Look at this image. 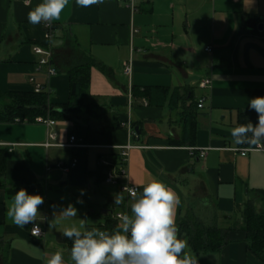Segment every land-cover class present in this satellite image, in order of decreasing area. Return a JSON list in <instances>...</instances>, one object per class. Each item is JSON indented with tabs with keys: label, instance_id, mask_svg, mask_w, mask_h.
<instances>
[{
	"label": "crops",
	"instance_id": "crops-1",
	"mask_svg": "<svg viewBox=\"0 0 264 264\" xmlns=\"http://www.w3.org/2000/svg\"><path fill=\"white\" fill-rule=\"evenodd\" d=\"M41 2L30 0L25 6L24 0H0V93L32 95L40 85L61 113L70 101L67 71L89 61L97 65L83 97L86 109L46 117L56 122L50 128L37 122L41 117L5 121V107L13 102L0 100V148L6 153L0 178V264H45L58 250L65 264H73L63 228L84 218L88 229H103L111 221L118 226L114 215L130 213L131 202L121 187L142 191L139 186L152 179L179 197L178 238L188 245L189 231L179 224L192 216L205 226L231 230L230 244L220 253L196 254L189 245L186 250L198 264H263L249 251L241 227L243 204L257 192L264 194V152L242 156L238 151L264 147L233 144L231 129L258 122L249 102L264 97V0H148L136 1L134 9L115 1L81 7L69 0L60 20L51 22L57 71L51 78L38 71L39 57L33 52L47 43L44 23L33 25L27 18ZM130 61L132 79L124 74ZM205 79L212 81L211 88H200ZM151 88L169 90L163 105L150 104L145 90ZM190 118L197 125L195 145H172L185 139ZM71 137L79 146H68ZM47 143L52 146L46 148ZM128 145L134 148L127 178L107 184L101 160L119 165ZM202 150H208L205 159ZM74 159L77 167L69 172L58 168ZM21 188L44 198L37 218L45 231L40 238L31 235L32 224L20 227L6 217ZM116 194L124 197L120 205L114 204ZM70 203L77 217L55 220Z\"/></svg>",
	"mask_w": 264,
	"mask_h": 264
},
{
	"label": "clouds",
	"instance_id": "clouds-1",
	"mask_svg": "<svg viewBox=\"0 0 264 264\" xmlns=\"http://www.w3.org/2000/svg\"><path fill=\"white\" fill-rule=\"evenodd\" d=\"M28 6L30 0H24ZM77 5L89 7L102 3V0H76ZM69 0H42L28 13V22L36 25L58 21L68 6ZM249 107L258 115V122L239 124L231 129L232 142L235 145H258L264 147V97L250 100ZM138 187L124 190L130 195V213L119 214L117 230L112 233L100 228H86V218L79 224L72 223L63 228L62 235L72 240L70 259L73 264H198L197 257L187 251V239L178 238L176 207L179 197L176 192L160 180L152 179ZM124 197L116 194L114 204L120 205ZM44 198L40 194H29L21 188L15 192L9 204L6 217L12 223L25 227L33 225L32 234L38 235L40 206ZM77 203H83L78 198ZM73 204L55 215L57 221H69L77 217ZM51 229L54 223H49ZM47 255V254H46ZM45 264H65L62 251L58 250L46 259Z\"/></svg>",
	"mask_w": 264,
	"mask_h": 264
},
{
	"label": "trees",
	"instance_id": "trees-1",
	"mask_svg": "<svg viewBox=\"0 0 264 264\" xmlns=\"http://www.w3.org/2000/svg\"><path fill=\"white\" fill-rule=\"evenodd\" d=\"M95 61H89L72 67L67 71L71 81V94L68 104L62 107L64 112H57L50 104L49 96L46 93L29 94H1V99H10L13 104L5 107V121L15 122H33L35 119L41 117L64 118L65 113L72 114L83 113L86 104L83 101L90 88L91 69L96 66ZM135 90V89H134ZM148 92V99L150 104L163 105L166 101V96L169 90L161 88H151L145 90ZM178 91L173 92V98ZM172 98V99H173ZM82 108V109H81ZM86 109V108H85ZM197 132V125L194 118L187 120L185 126V139L182 141H171L172 145H195V136ZM6 169V153L4 149L0 148V178L4 175ZM1 187V186H0ZM262 208L259 210L258 205ZM239 205V204H238ZM243 225L242 230L246 232L248 239V249L260 262L264 264V194L257 192L255 198L248 203L243 204L242 209ZM104 227L103 231L112 233L117 230V225L112 221ZM180 229H187L189 231V245L192 251L196 254L220 253L229 244L230 229H222L218 225L205 226L199 219L190 217L179 224ZM69 245L72 246V240L67 238Z\"/></svg>",
	"mask_w": 264,
	"mask_h": 264
},
{
	"label": "built area",
	"instance_id": "built-area-1",
	"mask_svg": "<svg viewBox=\"0 0 264 264\" xmlns=\"http://www.w3.org/2000/svg\"><path fill=\"white\" fill-rule=\"evenodd\" d=\"M106 1H115L118 4L123 3L127 7L134 9L136 1L145 2V1H148V0H102V2H106ZM44 26H45V32H46L45 36H46V42L47 43H46L45 46H35L34 49H33V52H34V54L36 56L39 57L38 67H37L38 71L45 70L46 73H47V76L49 78H51V77L57 75V71H56V69L54 68V66L52 64L53 54H52V50H51V47H50V41H51V38L53 37V29H52L51 23L49 25H46L44 23ZM208 51L211 52L212 50L208 49ZM133 71H134V68H133L132 61L126 63L125 66H124V74L127 77H129L130 79H132ZM31 82L35 83V79L32 78ZM211 87H212V81L209 80V79L202 80L201 83H200V88H202V89H209ZM41 92H42V87L40 85H36L35 93L39 94ZM202 107H203V101H201L200 104H199V108H202ZM15 122L20 123L21 121L20 120H16ZM37 122L45 125L47 128H50V127H52L53 125L56 124L55 121L50 120V119H44V118L38 119ZM130 130H131L132 135L136 136L135 130L133 128H131ZM49 139L50 140H54L55 139V135L49 134ZM76 141L77 140H76L75 137H71L68 146L69 147H73V148L79 146L76 143ZM44 146L46 148H49L52 145L50 143H47ZM133 148H134L133 146L128 145V146H126L125 148L122 149V152H121V155H120V164L119 165L114 166L113 164H111L107 160H101V162H100L101 167H103V168H105L107 170L106 171V175H105V182L107 184H109V185H119L120 181L122 179L127 178V176H128V160H129L130 151ZM238 152H240V154L242 156H247L249 153H253V152H264V149L259 148V147H248V148L241 149ZM207 153H208V150H202L200 152V157L205 159L206 156H207ZM77 164H78V161L76 159H74L70 166H65L64 164H59L58 168L66 171V172H69L71 169L76 168ZM125 186L128 187V188H131V187H134V186L126 184V185H123L121 187L122 192L127 194L128 197L130 198L129 193L124 190ZM138 191H139V188H138ZM118 216H119V214H115L114 215V218L117 221H119L118 220ZM32 231H33V225H31V235L34 236L32 234ZM36 231L38 232V235L34 236L36 238H40V237L44 236V234H45V231H44V229L41 226L38 229H36Z\"/></svg>",
	"mask_w": 264,
	"mask_h": 264
},
{
	"label": "rangeland",
	"instance_id": "rangeland-1",
	"mask_svg": "<svg viewBox=\"0 0 264 264\" xmlns=\"http://www.w3.org/2000/svg\"><path fill=\"white\" fill-rule=\"evenodd\" d=\"M2 103V102H1Z\"/></svg>",
	"mask_w": 264,
	"mask_h": 264
}]
</instances>
